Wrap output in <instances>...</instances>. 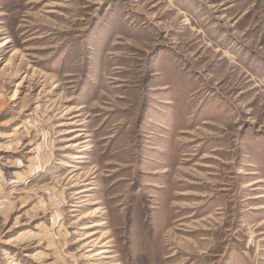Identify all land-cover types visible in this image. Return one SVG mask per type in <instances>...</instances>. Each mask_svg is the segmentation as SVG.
Wrapping results in <instances>:
<instances>
[{"label": "rangeland", "instance_id": "obj_1", "mask_svg": "<svg viewBox=\"0 0 264 264\" xmlns=\"http://www.w3.org/2000/svg\"><path fill=\"white\" fill-rule=\"evenodd\" d=\"M0 264H264V0H0Z\"/></svg>", "mask_w": 264, "mask_h": 264}, {"label": "bare ground", "instance_id": "obj_2", "mask_svg": "<svg viewBox=\"0 0 264 264\" xmlns=\"http://www.w3.org/2000/svg\"><path fill=\"white\" fill-rule=\"evenodd\" d=\"M81 135V134H80ZM77 137V136H76ZM80 157V156H79ZM78 191V190H77Z\"/></svg>", "mask_w": 264, "mask_h": 264}]
</instances>
